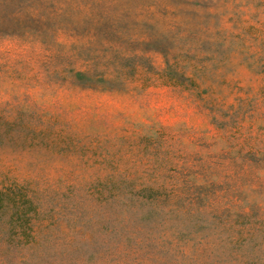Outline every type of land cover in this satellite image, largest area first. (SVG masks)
Segmentation results:
<instances>
[{
	"label": "rangeland",
	"instance_id": "rangeland-1",
	"mask_svg": "<svg viewBox=\"0 0 264 264\" xmlns=\"http://www.w3.org/2000/svg\"><path fill=\"white\" fill-rule=\"evenodd\" d=\"M0 264H264V0H0Z\"/></svg>",
	"mask_w": 264,
	"mask_h": 264
}]
</instances>
